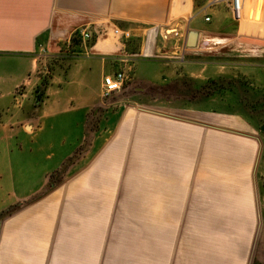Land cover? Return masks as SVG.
<instances>
[{
    "label": "crops",
    "instance_id": "1",
    "mask_svg": "<svg viewBox=\"0 0 264 264\" xmlns=\"http://www.w3.org/2000/svg\"><path fill=\"white\" fill-rule=\"evenodd\" d=\"M207 14L209 21L195 0H0V197L6 199L0 209V264H156L162 253L166 260L171 252V231L177 227L169 215L185 213L189 198H196L197 213L204 212V198L214 202L238 192L251 194L255 202L252 142L222 147L216 138V146L210 143L216 155L220 149L227 158L244 155L239 166L223 164L224 172L244 174L249 167L239 187L225 186L219 159L204 163L201 123L164 110L136 109L134 97L140 93L124 94L125 86L102 96L103 77L116 71L145 83L165 78L176 64L174 36L175 41L182 37L184 50L189 31L196 32L197 42L230 31L233 20H240L222 5ZM241 17H264V0H243ZM171 27L177 35L168 31ZM115 29L129 31L130 37L123 39ZM240 30L247 37H264V28L245 21ZM44 63L54 67L49 84L33 117L22 118L15 89L22 84L20 96L29 95L37 82L35 70ZM96 113L102 125L92 140L88 121ZM110 117L118 119L107 125ZM24 121L29 124H19ZM130 124L146 135V202L130 207L136 215L146 208V227L136 221L139 217L124 222L113 219L119 212H110L118 182L129 180L119 172L129 146L127 132L114 142L104 133ZM71 157L66 173L56 179ZM251 264H264L261 233Z\"/></svg>",
    "mask_w": 264,
    "mask_h": 264
},
{
    "label": "rangeland",
    "instance_id": "2",
    "mask_svg": "<svg viewBox=\"0 0 264 264\" xmlns=\"http://www.w3.org/2000/svg\"><path fill=\"white\" fill-rule=\"evenodd\" d=\"M205 3L206 0H195L196 9L200 10ZM215 9L217 6L211 7L206 12L211 13ZM242 21L258 29L264 28V17H240V20H233L234 26L230 31L222 29L212 35V38L201 36L193 47L188 49L185 46L187 50L182 48V37L181 40L175 41L174 36L173 43L178 48L177 57L174 59L176 64L164 75L165 78L145 83L137 78L130 79L131 75H129L122 84L121 90L125 86L124 94L140 93L137 95L138 99L137 96L134 97V101L138 104L134 107L136 109L160 112L164 110L180 118H187L190 122L195 120L201 123L204 129V163L208 164L210 158L219 159L222 185L236 184L239 187L241 185L239 181L242 179L245 181L247 178L249 167L247 170L244 169V174L238 170L232 173L224 172L223 164H229L231 167L234 163V166H239V158H243L244 155L227 158V151L222 149L220 154L216 155V148L209 145L213 142L215 145L216 138L222 147L230 142L235 146L240 140H249L253 143L251 160L256 161L257 169L255 202L251 194L249 197H243L239 196L238 192L235 197L215 198L214 202L210 198H204V207L200 208L204 212L197 213L196 198H189V207L185 213L169 215L170 223L177 227L171 231V252H167L166 260H163L164 253H162L156 264H207L208 262L209 264H251L260 233L264 236V37L261 35L247 37L248 35L241 30L236 32ZM53 69V66L44 63L35 70L37 82L31 89L30 97L19 95L24 94V85L16 87L14 96L19 99L18 108L22 118H26L27 115L33 117L35 114L34 106L41 102ZM25 100H28L26 108ZM25 109H34V111L29 112ZM138 115L139 117L142 115L140 111ZM117 119L110 117L107 125L113 124ZM99 120L97 113L89 118L88 134L92 140L100 134L98 130L102 124ZM19 124L25 125L29 122L24 121ZM142 130L144 129L137 126L133 130V125L130 128L124 125L114 131L112 128L108 129L104 135L109 137L108 142H114L117 135L122 132H127L128 136L129 147L124 149L123 153L125 164L119 167V172L124 173V179L129 178V180L117 184L118 192L112 200L110 212L119 213H115L113 219L117 220V217H121L122 221L131 222L139 217L136 221L146 227V208H140L141 213L137 215L132 213L130 208L131 205H144L146 202L147 152L146 148H143L146 146V135ZM241 135H249L252 138L248 139ZM248 147L244 144V148ZM74 158L71 157L66 165L60 168L56 179L62 178V174L66 173L63 170L71 165L70 162ZM233 158L234 160L230 161ZM137 161L138 165L135 164ZM217 166L212 164L211 167L210 164L212 169ZM226 174H229L228 182L224 183ZM205 176L210 178L215 177V174ZM241 191L240 193H245L243 189ZM5 200L0 197V209L4 206Z\"/></svg>",
    "mask_w": 264,
    "mask_h": 264
},
{
    "label": "built area",
    "instance_id": "3",
    "mask_svg": "<svg viewBox=\"0 0 264 264\" xmlns=\"http://www.w3.org/2000/svg\"><path fill=\"white\" fill-rule=\"evenodd\" d=\"M218 5H222L234 19H239L241 17L243 10V0H206V3L200 9V11L205 13V21L210 20V15L207 14L206 10L210 9L211 7H216ZM169 29L170 30L168 31H170V33H173L174 35L178 34L174 27H171ZM114 32L119 34L123 39H128L130 37L129 31H119L115 29ZM80 34L83 37L88 36L85 30H82ZM125 79V74L122 71H116L113 74L105 75L102 81V96L105 97L112 92L119 91Z\"/></svg>",
    "mask_w": 264,
    "mask_h": 264
},
{
    "label": "water",
    "instance_id": "4",
    "mask_svg": "<svg viewBox=\"0 0 264 264\" xmlns=\"http://www.w3.org/2000/svg\"><path fill=\"white\" fill-rule=\"evenodd\" d=\"M196 42V32L191 30L188 33L187 39H186V46L187 47H193Z\"/></svg>",
    "mask_w": 264,
    "mask_h": 264
},
{
    "label": "trees",
    "instance_id": "5",
    "mask_svg": "<svg viewBox=\"0 0 264 264\" xmlns=\"http://www.w3.org/2000/svg\"><path fill=\"white\" fill-rule=\"evenodd\" d=\"M256 96H257V95H256ZM257 97H258V96H257ZM253 100H254V99H253ZM257 102H258V101H257ZM53 185H54V184H53L52 182H49V186H48V187L50 188V187H52ZM3 216H4V213H2L0 217H3Z\"/></svg>",
    "mask_w": 264,
    "mask_h": 264
}]
</instances>
